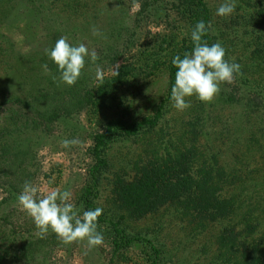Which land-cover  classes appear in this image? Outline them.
Masks as SVG:
<instances>
[{"label": "trees", "instance_id": "16d2710c", "mask_svg": "<svg viewBox=\"0 0 264 264\" xmlns=\"http://www.w3.org/2000/svg\"><path fill=\"white\" fill-rule=\"evenodd\" d=\"M105 1L0 0V190L5 193L0 200V264H51L49 255L61 244L56 235L49 231L40 238L35 225L29 235L17 232L8 226V208L24 183L36 179L38 152L57 122L87 109L105 112L118 105L125 111L107 115L104 132L94 137L95 163L80 195L82 209H94L100 207L105 184L111 187L97 221V231L112 249L110 263L264 264V0H237L227 17L217 16L207 0H143L141 12L153 8L155 13L172 1L181 29L135 63L118 65L122 55L110 48L111 66L103 69H111L110 76L97 81L96 62L86 58L75 85L60 83L58 66L46 51L61 36L78 45L82 25L98 21L104 7L108 12ZM25 11L30 16L27 29L33 28L35 37L40 34V41L27 48L14 34L16 18ZM201 20L211 26L203 41L219 42L225 59L241 65L234 82L223 84L209 103V131L201 115L206 103L199 100L190 106L196 113L192 119L173 120L178 127L167 120L177 71L172 60L191 52V32ZM118 28L123 30V23ZM142 72L148 79L167 74V95L153 114L131 121L125 101H118L130 90L141 92ZM6 74L17 76L19 85L1 83ZM218 105L221 111L225 106L235 109L239 130L226 127L224 114L215 117L210 107ZM131 139L147 141L145 154L131 173L118 170L109 180L113 165L108 150L114 142ZM219 140L225 149L213 144ZM140 221L153 224L134 225ZM170 229L184 233L191 244L201 243L203 257H193L182 241L169 246L161 234Z\"/></svg>", "mask_w": 264, "mask_h": 264}, {"label": "rangeland", "instance_id": "374dc122", "mask_svg": "<svg viewBox=\"0 0 264 264\" xmlns=\"http://www.w3.org/2000/svg\"><path fill=\"white\" fill-rule=\"evenodd\" d=\"M110 1H113L112 5H110ZM121 1L122 5L116 6L115 0H106L104 5H107L108 12L105 10V7L100 13L98 11L100 14L99 20L95 21L94 19L92 24L85 23L78 33V45L84 43L90 51L94 49L98 55L95 63L96 66L94 67L96 71L99 69L100 72L97 81L103 76H110L113 73L111 69L103 70L104 67L111 66L109 62L110 57H108L111 53V51L109 52L110 48L119 50L122 55L117 62L118 65L127 61L135 63V61L140 60L139 58H141L143 53L155 49L156 45L162 43L164 39L169 40L170 37L167 36L176 32V28L178 30L181 29L180 23L183 24L172 1H165L160 11H156L157 13H155L153 8L151 9L152 12H141L143 0ZM236 1L234 0V3ZM207 2L216 14L217 8L224 0H207ZM25 12V15L22 12L16 18V27L14 28L16 30L14 34L21 46L27 48L29 45H34L40 41V34H38L37 30L38 37H35V30L33 28L31 31L27 29V18L30 19V16L27 11ZM121 23L124 25L123 30H119L118 28V25H121ZM93 28L98 30L99 35H93ZM229 32L232 33L231 31ZM25 36L28 38H25ZM27 40L29 42L28 45L26 44ZM140 75L139 83L143 86L140 90L141 92L133 94L130 90L121 96L118 101V103L122 100L125 101L124 105H126L129 111L128 117L131 121H138L144 116L153 114L152 111L155 105L167 95V74L158 73V76L153 79H148L145 72H142ZM18 80L19 78L17 76L6 74L2 77L1 83L7 87L10 85L17 86L19 85ZM216 98L217 96L211 103H214ZM196 99L193 96L187 98V102L190 105H196V102H198V99ZM124 108L125 106L119 108L118 105L112 109H105V112H94L91 109H87L72 118L57 122L47 136L48 138H46L43 147L38 152L37 161L34 166V170H37V176L33 183L44 187L45 190L59 188L62 191H71L72 202L78 209L83 211L82 206H80L82 204L80 203V195L83 189L89 184L90 169L95 163L92 155L94 137L104 132L106 124L105 117L107 115L113 116L117 115V113H123L125 111ZM204 108V113L201 115L205 119V125L209 131V103H206ZM210 108L215 110V113L217 112L216 115L213 113L212 116L215 115L216 117L224 114L223 121L226 123V127H230L234 131L239 130L240 121L235 114V109L231 106H225L223 111H221L222 108L220 105ZM195 114V112L191 111L190 107L180 111L172 106V113L167 116V120L172 125H176L173 120H189ZM222 125H218V128L220 129ZM66 138L78 139L79 144L64 148L61 145V141ZM147 144V141L136 139L114 142L108 150L109 159L113 165L111 167L112 170L107 175L109 180L113 178V174L118 170L131 173V167L145 154L144 151L148 147ZM205 144L209 146V140ZM213 144H217L224 149L226 148L221 140ZM4 196L5 193L1 189L0 200ZM110 198L111 187L107 183L100 194V207H107V202ZM8 209L7 212L9 215L11 214L9 217L10 224L8 226L16 227L17 232L29 235L34 222L25 212L21 211L17 200ZM152 224V221H140L134 225L141 228ZM161 237H164V241L171 247L172 245L176 246V243L182 241V247L187 245V249L193 253V257H196V259L203 257V254H201V243L198 245L197 243L191 244L186 235L177 232V229L165 230L161 234ZM135 254L140 255L138 252H135ZM111 258L112 249L105 242L94 248H88L86 243L82 242H75L71 245L61 243L55 245V248H53L52 253L49 255L51 264H111Z\"/></svg>", "mask_w": 264, "mask_h": 264}, {"label": "clouds", "instance_id": "9594fccd", "mask_svg": "<svg viewBox=\"0 0 264 264\" xmlns=\"http://www.w3.org/2000/svg\"><path fill=\"white\" fill-rule=\"evenodd\" d=\"M235 7L234 0H224L217 8L216 15L230 16ZM210 27L203 20L198 21L191 32L194 45L191 52H185L183 58L177 55L172 60L177 71L171 88V100L177 110L189 108L191 105L187 98L193 96L201 102L211 103L221 91V85L232 84L235 76L241 72L240 64L225 59L226 50L219 42L209 45L203 41ZM92 33L99 35L96 28L92 29ZM46 56L58 66L59 81L67 86L76 84L85 68L87 57L93 63L98 59L94 49L90 51L84 43L73 46L64 36L59 37L55 46L46 51ZM43 67L45 71L48 70L47 64ZM77 144L78 139L66 138L61 141L64 148ZM17 203L21 211L33 220L36 234L40 238L51 231L64 245L82 242L88 248H94L104 243L102 233L97 231V221L103 209H78L72 202V192L69 190H45L38 184L26 181L17 197Z\"/></svg>", "mask_w": 264, "mask_h": 264}]
</instances>
